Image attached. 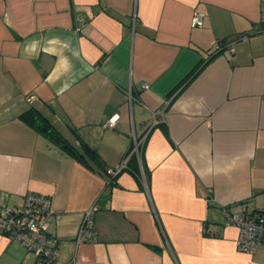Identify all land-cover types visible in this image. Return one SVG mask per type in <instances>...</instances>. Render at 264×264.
I'll list each match as a JSON object with an SVG mask.
<instances>
[{"label": "crops", "instance_id": "1", "mask_svg": "<svg viewBox=\"0 0 264 264\" xmlns=\"http://www.w3.org/2000/svg\"><path fill=\"white\" fill-rule=\"evenodd\" d=\"M260 1L0 0V201L50 197L59 261L264 264L221 212L264 205ZM31 106L95 156L59 152L18 117ZM133 136L139 174H108ZM93 204L97 240L76 247ZM23 249L0 232V264H33Z\"/></svg>", "mask_w": 264, "mask_h": 264}, {"label": "built area", "instance_id": "2", "mask_svg": "<svg viewBox=\"0 0 264 264\" xmlns=\"http://www.w3.org/2000/svg\"><path fill=\"white\" fill-rule=\"evenodd\" d=\"M258 22L262 24L260 31L264 32V0L260 1ZM202 13L195 12L192 26H202ZM215 52H222L226 58H230L234 52L232 41H217L213 45ZM146 86V85H145ZM113 119L104 125L111 126ZM143 137H134L129 151L121 160L118 167L109 169L108 174L115 176L117 172L126 168L128 159L132 155L139 158L140 145ZM97 209L93 204L84 210L75 236V244L78 247L85 242H95L97 233L94 227V214ZM51 201L47 195L33 193L32 191L22 196L16 204H7L0 201V232L8 239L21 245L25 250V256L33 259V264H78L74 256L66 263L59 261V242L57 237L48 232V218L51 213ZM225 224L234 225L238 229L236 245L238 250L252 252L259 246L264 245V205L257 211L247 212L243 209L232 210L222 208Z\"/></svg>", "mask_w": 264, "mask_h": 264}, {"label": "trees", "instance_id": "3", "mask_svg": "<svg viewBox=\"0 0 264 264\" xmlns=\"http://www.w3.org/2000/svg\"><path fill=\"white\" fill-rule=\"evenodd\" d=\"M18 117L43 134L47 140L52 142L58 148L59 152L68 154L76 159L83 158L85 154L93 157L95 156V151L92 150V148L86 143H82L81 149H79L74 143L66 139V137L57 128H55L50 120L36 107H29ZM137 160L136 155H132L130 160H128L131 167H127V169L131 170L132 173L139 174L140 169Z\"/></svg>", "mask_w": 264, "mask_h": 264}]
</instances>
